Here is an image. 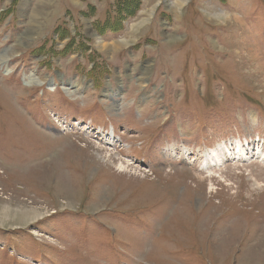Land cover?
I'll list each match as a JSON object with an SVG mask.
<instances>
[{
  "label": "rangeland",
  "instance_id": "rangeland-1",
  "mask_svg": "<svg viewBox=\"0 0 264 264\" xmlns=\"http://www.w3.org/2000/svg\"><path fill=\"white\" fill-rule=\"evenodd\" d=\"M34 1L35 41L10 37L20 70L0 67V264H264V0ZM156 4L165 20L128 28ZM126 35L131 80L112 69ZM75 118L113 126L116 148ZM236 140L246 162L203 163Z\"/></svg>",
  "mask_w": 264,
  "mask_h": 264
},
{
  "label": "crops",
  "instance_id": "crops-1",
  "mask_svg": "<svg viewBox=\"0 0 264 264\" xmlns=\"http://www.w3.org/2000/svg\"><path fill=\"white\" fill-rule=\"evenodd\" d=\"M9 1L10 0H0V3L3 5V3L9 2ZM17 1H18V2H16L17 4L15 6H13V10H11L10 17H9L8 21H5L7 19L3 18L4 17V13L0 14V54L1 55L10 54L11 55V56H8V58H3V60H0V63H2V64L6 60H10V59L19 60L20 57L23 56V53H16L14 50H11V49L7 50V48L5 46L6 40L10 39V37H18L19 38L18 41L24 42L25 39H26L28 42L32 43V42L35 41L34 38L38 35V33H39L38 31H40V29H41L39 22H36V16L34 15L35 17L34 16L31 17L30 16V12H31L32 9H36L38 6L41 7V5L43 3L36 4V1L33 2V0H17ZM31 2H33V4H31ZM142 6L143 5L141 4L140 8L138 9V11H140V12L143 11L142 10ZM5 9H6V5H5ZM158 10H159V5H157V4L156 5H152L150 7V10L148 11L147 17H145V18L141 17V18H138V19H135V20L133 19L129 23L128 28L131 31H137L139 28H142L144 22H146V25H149V24H152V23L159 22V20H161V19H162V21L165 20L164 17H162V16H159L158 18L155 17V12H158ZM154 19H156V20H154ZM140 20H142L141 23L137 27H134L136 29L132 30L131 29L132 24L134 22H138ZM13 21H14L15 27H12V25H11L13 23ZM32 21L34 23L31 25L30 23ZM127 22L125 23V28L127 27V24H128ZM167 23H169V22L167 21ZM7 24H9V25H7ZM35 24L39 25V29H34ZM172 24H173V27H177L174 23H172ZM53 26L54 25L50 24V27L48 28V30L42 35L43 38L50 35L51 27H53ZM173 30H175V29L173 28ZM176 34H177V32H176ZM182 34H183L184 37L186 36V33H181L180 35L182 36ZM119 38L121 40H123V39L127 40L125 42L126 43L125 45L129 44V41H128L129 36L128 35L122 36V37H119V36H114L113 37L112 36L111 39H112V41L116 42L117 39H119ZM135 39H137V38H135ZM135 39H133V40H135ZM103 40H104V38H103ZM97 42L98 43H103V41H100V40H98ZM134 43H136V42H134ZM134 43L133 44H129L130 46L128 45L129 47L127 46L125 48L126 51L123 53L124 63L122 65L113 66V68H112L118 76H119V74H123V76H125L127 78V80H131L130 79V71H129L128 67H131L132 64H135L137 69L139 67V64H138L139 61H138V63L136 62L137 61L136 56L137 55L140 56V53L138 51H132L134 49L133 48V46L135 45ZM36 45L37 44H35V43L32 44L33 47H36ZM116 48L117 47L110 48V49H111L112 52H114L116 50ZM5 51H6V53H5ZM110 82H108V84L105 85L106 88L109 87V90L112 91V92L116 91L115 89L112 90ZM117 86H120V84L118 82H117ZM121 92H123V91H121ZM109 95H106V97H103V98H106L105 100H107V99H109V98H107ZM120 98L121 97L119 96V98L117 99L116 103H113V102L112 103L106 102V103L107 104H115V106H117V102L120 101ZM110 106H112V105H110Z\"/></svg>",
  "mask_w": 264,
  "mask_h": 264
},
{
  "label": "bare ground",
  "instance_id": "bare-ground-1",
  "mask_svg": "<svg viewBox=\"0 0 264 264\" xmlns=\"http://www.w3.org/2000/svg\"><path fill=\"white\" fill-rule=\"evenodd\" d=\"M106 46V45H105ZM103 46V47H105ZM8 50V49H7ZM6 50V51H7ZM5 51V53H6ZM1 55V54H0ZM8 57L7 54L6 55H3L2 57ZM1 57V58H2ZM262 67V66H261ZM43 79H40L39 77L37 76H29V81L28 82H42ZM52 86V84H51ZM53 87H51L52 89ZM65 89L66 91V88L63 87V90ZM110 139V138H109ZM231 144V143H230ZM246 146V145H244ZM249 147V146H248ZM248 147H243L242 146V143L240 142V140H236L234 142V147L233 148H229L225 143H217L215 146L213 147H208L205 149L204 151V154H203V163L205 165H208L209 167H218L220 164H223L224 162H227L226 159L229 157L230 160H238L239 162H246L248 160V153H249V148ZM257 147V152H254L250 154V156H254L256 155L257 157H264V152H261L260 149ZM256 148L253 147V150H255ZM248 150V152H247ZM186 149H182V155L185 156L186 154ZM252 151V149H251ZM9 152V151H8ZM170 153H173L174 155L176 154L175 153V145H170L169 146V154ZM232 153L234 154L232 157L229 156V154L232 155ZM189 154H187V157H188ZM260 161V160H259ZM202 163V164H203ZM8 164V163H7ZM2 166V165H1ZM13 166V165H12ZM125 168H129V169H132L131 166H129V163L128 164H125L124 162H120L119 163V167L118 169L122 172V169H125ZM213 168V167H212ZM211 168V169H212ZM218 169H220V167H218ZM205 173H212V171H204ZM8 210V209H7Z\"/></svg>",
  "mask_w": 264,
  "mask_h": 264
},
{
  "label": "trees",
  "instance_id": "trees-1",
  "mask_svg": "<svg viewBox=\"0 0 264 264\" xmlns=\"http://www.w3.org/2000/svg\"><path fill=\"white\" fill-rule=\"evenodd\" d=\"M123 2L125 5H123L124 7H122V8H117L118 13L123 12V10H125V12L128 15L132 16L134 14V12L139 8V1L138 0H123ZM117 20H116V22H117ZM119 28L120 27H114V28L112 27V30L113 31L118 30Z\"/></svg>",
  "mask_w": 264,
  "mask_h": 264
}]
</instances>
